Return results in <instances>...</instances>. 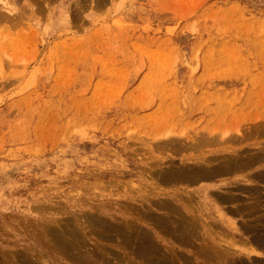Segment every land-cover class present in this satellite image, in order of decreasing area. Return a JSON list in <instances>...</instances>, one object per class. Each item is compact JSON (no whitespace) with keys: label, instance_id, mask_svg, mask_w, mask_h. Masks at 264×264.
I'll list each match as a JSON object with an SVG mask.
<instances>
[{"label":"rangeland","instance_id":"rangeland-1","mask_svg":"<svg viewBox=\"0 0 264 264\" xmlns=\"http://www.w3.org/2000/svg\"><path fill=\"white\" fill-rule=\"evenodd\" d=\"M35 5L24 15L27 20H20L22 27L18 22L9 30L11 37L0 41V242L29 244L27 224L43 216L56 226L71 222L88 231L86 247L114 261L109 264H124L127 236L110 232L116 241L97 238L92 214L128 228L140 201L144 209L163 213L145 202L154 185L161 194L198 186L158 183L153 172L160 167L213 151L229 155L264 148V131L257 134L264 129V0H45ZM184 124L192 133H179ZM202 128L208 138L221 132L214 140L223 143L196 146L197 135L201 140L206 133L199 132ZM167 130L175 133L171 140ZM155 135L163 138L162 147ZM184 143L195 148L177 145ZM203 209L214 216L210 206ZM221 219L203 226L204 237L198 233L193 240L245 246L246 236L231 232ZM121 239L123 245L117 244ZM174 247L180 253L190 250L180 243Z\"/></svg>","mask_w":264,"mask_h":264},{"label":"bare ground","instance_id":"bare-ground-1","mask_svg":"<svg viewBox=\"0 0 264 264\" xmlns=\"http://www.w3.org/2000/svg\"><path fill=\"white\" fill-rule=\"evenodd\" d=\"M43 1H45V0H37V1H35V3L37 2V5H38L39 2L42 3ZM29 2H30V0H0V41L3 38H10L11 36L9 37V30L11 28L12 29L18 28L16 26L17 25L19 26V24L22 22V21L20 22V20L21 19L23 20L24 15L29 14V11L33 12V8H34L35 4L34 5L32 4V6H33V8H32V6L30 5ZM32 2L34 3V0ZM96 2H97V0H96ZM20 3L23 4L22 5L23 7H21V9L23 8V12L19 8ZM37 5H35V6H37ZM72 13H73V11H72ZM73 14H75V13H73ZM70 17H71V15H70ZM25 20H27V19H25ZM25 20H23V21L25 22ZM73 20H74V16H73ZM18 22H19V24H18ZM21 24H23V23H21ZM21 24H20V26L22 27ZM262 31H264V29ZM3 44H4V42H3ZM4 48H6V47H4ZM0 61H1V59H0ZM197 66H198V64H197ZM195 68H196V66H195ZM170 100H172V98ZM170 102L171 101H169V103ZM182 102H183V100H182ZM202 102H204V101H202ZM171 109H172V107L170 108V110ZM177 109H178V107H177ZM199 109H201V108H199ZM166 110H168V109H166ZM176 111L179 112V109ZM166 113H167V111H166ZM180 113L181 112H179V114ZM155 119L157 120V116ZM155 119H154V121H156ZM222 120L223 119H221V121ZM160 122H161V120H160ZM199 122H200V120H199ZM219 122H218V124H219ZM172 125H174V124H172ZM190 125H194V124L191 123ZM195 125H197V123ZM257 126H255V127H257ZM155 127H156V124H155ZM191 127L192 126L187 127V128H182L183 130L180 128L181 129V130H179L180 132L179 131H177V132H179V133L184 132V131H186L185 129H190V130H188L190 132ZM158 128L159 127L157 126L156 130H158ZM170 128H172V127H170ZM258 128H260V127H258ZM258 128H256V129H258ZM261 129H262V127H261ZM201 130L203 132L205 131L202 128V129H200L199 132H202ZM260 131H264V129L259 130V133L256 131L257 134H260L261 133ZM158 132H157V134H160ZM164 132H166V131H164ZM167 132H168V130H167ZM199 132H198V134H199ZM210 132H212V131H210ZM179 133H178V135H179ZM191 133H192V131H191ZM206 133H205V135L199 134L200 137H202L201 140L197 134L194 135V133H193V135H194L193 139L197 140V139H195L196 135L198 138V140L196 141V143H197L196 146L198 145L200 147V146H202V144L207 145V143L211 145V143L213 141L215 143H219L220 141H222V139H220V141L218 140L219 142H217V140H214L218 134H221V132H219L218 134L215 132H214V134H212L213 133L212 132L211 134L213 136L216 134L217 135L214 137L211 135L213 137V138L210 137L211 139L208 138L209 134L207 133L208 134V136H207ZM173 134H175V133H173ZM173 134H172V132H170L169 136H171ZM249 134H250V132H249ZM252 134L255 135V132ZM191 135L192 134H190V136ZM169 136H168V139H170V140L173 138V136L175 137V135L171 136V138H169ZM181 136H183V135L181 134L179 137H181ZM219 136L221 137V135H218L217 137H219ZM226 136H228V135H226ZM226 136H222V137L225 138ZM249 136H251V134ZM156 137L157 136L155 135V138L153 139V141L158 138V137L157 138ZM160 137L158 139H160ZM176 137H177V135H176ZM146 138H149V137H146ZM152 138L151 139L149 138L148 142H150V140H152ZM164 138H166V137H164ZM226 138H229V137H226ZM226 138L224 139L225 140L224 142H226V141L230 142L231 141L230 139L226 140ZM230 138L233 139L234 136H231ZM235 138H237V137H235ZM158 139H157V141H158ZM175 140L176 141H174V139H173L172 142L173 143H175V142L179 143V141H180V140L178 141V138H176ZM181 140L182 141L184 140V136H183V139H181ZM157 141H155V143L156 144L159 143L160 146L162 147L161 144L163 143V141H162V143L160 141H158V142ZM166 141H165V143H166ZM234 141L236 142V140H234ZM172 142H169V143H172ZM209 142H211V143H209ZM231 142H233V141H231ZM192 143L194 144V142H192ZM220 143L222 144L223 142H220ZM226 143H228V142H226ZM167 144H168V142H167ZM171 145H170V149H171ZM177 145L178 146H184V147L186 146V144L185 145L177 144ZM160 146H158L159 149L161 148ZM187 146H188V144H187ZM190 146L192 147L193 145L191 144ZM215 146H216V144H214L213 147H215ZM217 146H218V144H217ZM164 147H166V146H164ZM184 147H182V148L185 151ZM189 147H185V148L188 149ZM203 147H205V146H203ZM208 147H210V146H208ZM174 148L176 149L177 147L174 146ZM182 148H180V150ZM192 148H195V146H193ZM197 148H196V150H197ZM163 149L166 150L165 148H163ZM198 149H200V148H198ZM256 149L251 148L250 151L245 150V152H243L244 150L243 151L240 150L238 152H234V153L229 154V155L216 154L218 151H213L211 153L202 154L198 157L188 158L189 162L195 161L192 163L191 162L187 163V160H186L185 163L182 162L183 164H180L178 166L170 165V166L164 167V168L160 167L159 169L155 170V172H153V174L155 175V176L154 175L153 176L156 177V179L159 181L158 183H162V184L178 183V184L186 185V186L187 185H189V186L190 185H194V186L198 185V186L195 187L194 191H184V193H180L181 192L180 190L174 191L172 193H167V194L162 193L163 195H165V197H168L169 199H167V198L156 199V197H158L159 195H162L161 192H158L157 185L156 186L154 185V187H152L151 189H150V187H147L148 190L150 189L149 193H147L150 196V198H148L145 202H148L150 207L162 209L163 213L158 214V213L154 212L152 209L151 210L144 209L146 207L143 208V204H144L143 203V201H144L143 196H140V199L143 201L138 202V207H135L134 205L132 206V207H135L133 209H136V208H138V209H136V213L134 212V210L131 211V213L134 212V215L132 216V218L128 219V222L126 220V222L128 223V225H127L128 228L123 227V225L120 226L123 228H120L119 226L115 227L112 224H110L107 221L108 219L106 220V218H104L103 216H101L99 214H94V215L90 214L91 216L87 215V216H90L89 217L90 218L89 221L91 224L90 227H95V229H93L92 232L95 231L94 232L96 234L95 236L98 235L97 238H100V239L101 238L102 239L103 238H107V239L110 238L111 239V237H112V239L114 240L113 236H111V237L108 236V233H110V232H113V233L115 232L116 233L115 236L119 235L120 233L124 234V236H127L128 238L127 237L126 238L128 239V241L125 237H124V239L126 240L125 242H128L126 244L130 245V248L127 245L128 246L127 248H129L130 251H128V258L126 257V255H124V253H123V255H124L123 257L126 260L125 263L127 262V259H128V262H127L128 264H264V258H263L264 257V148L258 147ZM172 150H174V149H172ZM176 150L174 151L175 155H176ZM180 150H178L177 154L179 153ZM186 151H185V154L187 153ZM169 152L171 153L170 150H169ZM196 153H198V151ZM171 154L173 155V152ZM117 155H119V154H117ZM183 161H185V160H183ZM165 162L173 163L172 161L171 162L165 161ZM176 163H177V161L174 162V164H176ZM151 165L153 168L154 167L153 162ZM138 169L139 170H141V169L147 170L144 168H138ZM143 170H141V171H143ZM150 173L152 174L151 171H150ZM145 174H147V176H148V173H145ZM128 176H130V175H128ZM152 179H155V178H152ZM107 184L109 185V182H107ZM123 184H125V183H123ZM129 185H131V184L129 183L128 185H126L128 188H125V189H130L131 186H129ZM112 186H113V184H112ZM120 186H121V184H119V187H117V188H119V189H121V191H123L124 189L120 188ZM134 186L135 185H133L132 187L134 188ZM141 186H143V185H141ZM167 186L168 185H165L164 187H167ZM106 187H109V186H106ZM114 187H116V186H114ZM137 187L135 189H139L140 185H137ZM105 189L107 190V188H105ZM144 189L146 190L145 187H144ZM160 189H161V187H160ZM112 190L111 189L109 190L110 193H113ZM78 191H77V193H78ZM95 191H97V190L95 189ZM98 191H100V190H98ZM136 191L137 190H135V192ZM74 192H75V190H74ZM102 192H103V190H102ZM132 192H134V191H132ZM146 192H147V190H146ZM99 193H101V192H99ZM76 194H75V196H76ZM132 194H133V196L135 195L134 193H132ZM76 197H78V196H76ZM97 197H98V195H97ZM112 197H114V195ZM194 197L197 198V201L195 203H193ZM136 198H137V196H134L133 200L137 201ZM86 201H88V200H86ZM103 201H104V199H103ZM128 204H130V203H128ZM128 204L127 205L125 204V205L126 206L132 205V204L131 205H128ZM205 204L210 206L213 209L214 216L209 215V214H205L203 212V210H204L203 206ZM34 209L38 210L37 208H34ZM39 209L41 210L42 208H39ZM46 209L47 208H45V210ZM226 211H227V213H230L231 215H233L235 217L238 216V219H240L239 222H241L240 225H239V222L237 223V221H235V219H232L229 216H227ZM88 213L89 212H87L86 214H88ZM10 216L11 215H9V219H10ZM77 216H79V214H77ZM80 216H82V215H80ZM42 217L43 216L40 217L41 219L39 221L38 220L34 221L33 222L34 225L31 224L32 222L30 223V220L27 224L31 227V228H26V230H25L29 234L30 238L32 239V242H30L29 244L22 245L21 248H19L13 244L11 246H9L6 243L0 242V264H69L72 262L77 263V264H80V263H84V264H109L110 263L111 259H109V258L106 259V258L102 257L103 254H101L98 249H97L98 251L97 250H95V251H97L96 253L99 252L100 254L99 253L94 254L95 251L92 248L93 249V252H92L91 249L89 248L90 246L89 247L87 246L90 249V250H87L86 243H87V234H88L87 232L88 231L83 232L82 228L75 226L76 224L70 225L71 224L70 220H69V222H70L69 224H63L62 225L60 223L61 224L60 226H56V225L52 224L51 222H49L48 220H46V218H42ZM82 217H80L81 218L80 220H82ZM217 218H222L221 222L224 223L225 226L231 232H233L235 234H237V233L238 234L241 233L242 235L244 234L247 238L246 244H243L245 246H241V248H237L238 246L236 247L233 244L223 245V244H220V242H219L220 240L218 241L219 243L214 242V241L204 242L205 240L202 241V239L200 237H199V239H201L200 242L197 239H196L197 241L193 240L195 237L198 236V233H199V236L200 235L203 236V232H204L203 226H205V225L208 226L211 224H218L219 221H216ZM23 219H21V220H23ZM85 219H87V217H85ZM25 223H27V221ZM213 226H215V225H213ZM217 227L218 226H216V228ZM219 228H221V227H219ZM219 230H218L219 231L218 233H222V230L221 229H219ZM0 231H1V229H0ZM3 231H5V230L3 229ZM90 231L91 230H89V232ZM224 234L222 233L220 235H224ZM6 235H4V236H6ZM110 235H112V233H110ZM13 237H14V235H13ZM107 239H106V241H107ZM226 239H229V238L226 237ZM116 240H117V238L114 241H116ZM123 240L122 239L120 240V242L122 241V243H119V241L116 243L123 245ZM194 241H196V243H194ZM206 241H208V240H206ZM226 241H228V240H226ZM125 242H124V245H125ZM177 243H180L182 245L189 247L190 250H188L187 253L178 252L176 250V248L174 247V245ZM3 244H5V245H3ZM169 244L171 246H168ZM92 247H94V246H92ZM99 247L101 248V247H103V245L99 246ZM106 248H108V247H106ZM127 248L125 246V249H127ZM101 250H105V249H101ZM106 250L108 251V249H106ZM111 250H114V249H111ZM110 252H112L111 254L115 253L113 251H109L107 253L110 254ZM118 253H120V252H118ZM118 253H116L117 259H118V257H117ZM98 255L100 256V258L98 257ZM104 256H105V253H104ZM119 260H121V259H119ZM111 261H113V260H111ZM123 262L121 263V261H120V264H123ZM118 263H119V261H118ZM111 264H113V263H111Z\"/></svg>","mask_w":264,"mask_h":264}]
</instances>
